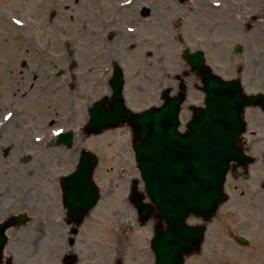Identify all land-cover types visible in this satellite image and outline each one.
I'll return each mask as SVG.
<instances>
[{
    "label": "flooded vegetation",
    "instance_id": "af4514ba",
    "mask_svg": "<svg viewBox=\"0 0 264 264\" xmlns=\"http://www.w3.org/2000/svg\"><path fill=\"white\" fill-rule=\"evenodd\" d=\"M245 1L14 0L18 16L11 28L0 29L4 43L11 38L14 43L9 56L0 58V140L10 133L4 155L12 147L34 151L44 143L45 149H70L101 140L120 159L134 158L139 141L131 118L142 114L149 124L158 117L170 125L176 108L177 135L187 137L213 74L239 80L246 94L257 96L244 110L241 137L242 151L252 161L232 164L226 182L231 180L241 197L264 199V29L258 23L264 8L259 15L257 3ZM212 12L213 25L207 17ZM210 28L223 30L218 60L208 51ZM117 129L118 136L109 134ZM56 130L70 133V147L58 145ZM85 149L70 156L73 167L57 183L46 186L58 200L40 187H28L15 201L0 192V223L24 215V221L6 228L0 264H129L125 255H153L152 238L168 225L152 204L145 205L149 216H144L145 207L129 200L131 184L120 185L119 199L110 201V189L104 196L99 190L95 168L91 181L99 199L88 210L93 192H80L87 184L63 189L62 177L74 171ZM52 251L57 258H51Z\"/></svg>",
    "mask_w": 264,
    "mask_h": 264
},
{
    "label": "water",
    "instance_id": "95a60500",
    "mask_svg": "<svg viewBox=\"0 0 264 264\" xmlns=\"http://www.w3.org/2000/svg\"><path fill=\"white\" fill-rule=\"evenodd\" d=\"M205 93V107L197 111L189 125L190 134L185 138L176 133V108L170 125L157 119L155 124L146 126L143 118H132L136 121L132 125L134 135L140 141L134 147L135 161L144 189L169 225L167 232L157 233L153 240L156 264H183L184 255L200 251L205 227L189 228L184 220L189 214L205 222L212 219L218 206L227 199L223 186L230 163L247 159L240 148L245 126L242 113L254 98L243 95L239 81L224 82L214 75ZM162 119L168 117L162 115ZM91 157L86 155L83 160L88 163L81 166L87 167L88 182L96 164ZM137 188L135 181L131 199L136 196V200H141ZM93 190L96 201V189ZM4 228L0 225V261L6 242ZM237 240L246 244L242 237Z\"/></svg>",
    "mask_w": 264,
    "mask_h": 264
},
{
    "label": "rangeland",
    "instance_id": "374dc122",
    "mask_svg": "<svg viewBox=\"0 0 264 264\" xmlns=\"http://www.w3.org/2000/svg\"><path fill=\"white\" fill-rule=\"evenodd\" d=\"M13 1L0 0V29L11 28L13 18L18 16L14 13ZM243 1L244 4L247 2ZM248 1L257 3L254 7L259 10L258 14L261 15L264 0ZM213 13L207 16L212 25L217 20L213 17ZM259 17V30H262L264 29V19L261 16ZM222 31L219 28L207 30L210 34L208 51L212 59L215 60H218V56L223 53V47L225 46L224 43L220 42L224 36ZM259 35L261 34L259 33ZM11 40L12 38L8 39L6 42L8 45H6L0 35V58L8 57V54L13 51L14 43ZM216 45H220V47H215ZM6 46H8V49L4 52L3 49ZM259 47L258 51H261L263 48L260 49ZM241 57L244 60L248 57L247 49L244 50ZM6 71L7 69L3 72ZM4 97L7 101L11 98V94L7 93ZM118 131L119 129L109 134L117 135ZM36 134L39 135V133ZM8 136L10 137V133L5 132L0 140V192L6 193L2 197L6 201H15L20 198L25 194L28 187H33L35 190L40 187L41 192L48 194L50 199L54 197L58 200L52 187L47 188L46 186L50 183H57L60 175L73 167L70 156H73L82 146L93 151L100 158L95 171V179L103 196L105 191L110 189V198H107L110 201L119 199L117 191L120 185L128 186L133 180L139 179L133 157L129 155L120 159L114 154L110 143H102L101 140L98 142L87 141L82 145L80 144L79 148L74 143L70 149L57 147L45 149L44 143L37 148L34 146L36 148L34 151H28L31 146L28 150L25 148L28 146L18 149L12 147L10 153L4 155L6 147L9 146V143L6 142ZM40 147L42 150H40ZM25 153L30 154L32 157L27 163L21 162V158ZM41 157L44 159L40 160ZM224 188L229 196L228 201L218 208L215 217L206 224V234L201 252L198 255L186 258L185 264H264V199L258 198L256 202H253V199L248 195L241 197L239 190H234L233 183L229 179ZM41 192L39 190L37 194H41ZM189 222L194 225L200 223L192 218L189 219ZM237 235H244L249 242L248 246H241L236 243L233 238ZM144 246H146L145 242L141 247ZM50 256L52 259L57 258V252L52 251ZM125 259L129 261V264L134 263L136 260L143 264H153V256L146 251L141 256L134 253L125 255Z\"/></svg>",
    "mask_w": 264,
    "mask_h": 264
}]
</instances>
